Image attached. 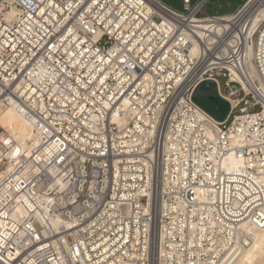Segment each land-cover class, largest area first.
Here are the masks:
<instances>
[{"label": "built area", "instance_id": "built-area-1", "mask_svg": "<svg viewBox=\"0 0 264 264\" xmlns=\"http://www.w3.org/2000/svg\"><path fill=\"white\" fill-rule=\"evenodd\" d=\"M209 1L0 0V109L33 130L20 144L0 122V264H232L248 246L264 15L251 29L252 0ZM206 79L223 121L192 99Z\"/></svg>", "mask_w": 264, "mask_h": 264}, {"label": "bare ground", "instance_id": "bare-ground-1", "mask_svg": "<svg viewBox=\"0 0 264 264\" xmlns=\"http://www.w3.org/2000/svg\"><path fill=\"white\" fill-rule=\"evenodd\" d=\"M246 14L250 17L247 27L253 29L261 16L264 15V0H252ZM229 17L227 16L225 19H229ZM229 21L223 20L215 23L212 28L220 31L224 25H230ZM245 21L246 19L243 21V24ZM201 26L202 28H207L209 27V23L203 22ZM9 110L13 113L12 116L5 115ZM0 122L8 130L9 136L18 140L20 144H25L28 139L33 137V130L30 123L21 115L17 114L15 109L11 107L0 109ZM233 212L235 214L239 210ZM261 213H264V209L261 210ZM240 223L251 234L252 240L248 246L240 249V253L232 264H264V228L260 227V225H264V216H255V219L251 217L249 220H240Z\"/></svg>", "mask_w": 264, "mask_h": 264}, {"label": "water", "instance_id": "water-1", "mask_svg": "<svg viewBox=\"0 0 264 264\" xmlns=\"http://www.w3.org/2000/svg\"><path fill=\"white\" fill-rule=\"evenodd\" d=\"M193 101L217 121L225 120L231 110L230 101L223 97L213 79L201 81L192 94Z\"/></svg>", "mask_w": 264, "mask_h": 264}, {"label": "rangeland", "instance_id": "rangeland-1", "mask_svg": "<svg viewBox=\"0 0 264 264\" xmlns=\"http://www.w3.org/2000/svg\"><path fill=\"white\" fill-rule=\"evenodd\" d=\"M164 2H166L169 5H172L180 10H184V0H162ZM245 0H210L208 2L207 8H208V12L210 14H215V13H219V14H225V13H231L237 10V8L244 2ZM196 0H192V3H195ZM201 15L205 14V12H201ZM225 80L226 77L225 76H219V81L223 87V89L226 91L225 89ZM259 107H257L256 109H258Z\"/></svg>", "mask_w": 264, "mask_h": 264}, {"label": "snow or ice", "instance_id": "snow-or-ice-1", "mask_svg": "<svg viewBox=\"0 0 264 264\" xmlns=\"http://www.w3.org/2000/svg\"><path fill=\"white\" fill-rule=\"evenodd\" d=\"M20 111H22V110H20ZM5 115H6V116H12L13 113L11 112V110H9L8 112L5 113ZM9 142H10V141H7V140L4 141V143H6V144L9 143ZM17 151H19V149H17ZM61 158H62V157H61ZM261 215L264 216V213H261ZM240 219H241V220H244L245 218H244L243 215H241V216H240ZM260 227L264 228V225H260Z\"/></svg>", "mask_w": 264, "mask_h": 264}]
</instances>
